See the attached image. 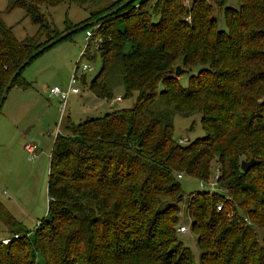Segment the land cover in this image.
Returning <instances> with one entry per match:
<instances>
[{
  "label": "trees",
  "instance_id": "16d2710c",
  "mask_svg": "<svg viewBox=\"0 0 264 264\" xmlns=\"http://www.w3.org/2000/svg\"><path fill=\"white\" fill-rule=\"evenodd\" d=\"M88 1L6 0L8 10L24 9L39 30L18 40L0 18V95L33 51L125 0L64 31L42 11ZM183 1L134 0L77 30L96 27L92 35L101 39L96 49L101 70L88 90L112 99L105 77L118 72L124 96L137 93L136 100L67 122L68 133L56 134L48 161L47 216L33 231L0 201V220L10 232L9 241L0 242V264H39L38 253L43 264H264V231L257 234L264 230V0H237L238 8H224L226 31L217 27L205 0ZM197 64L201 69L182 86L175 67ZM23 70L11 87H33ZM157 98L166 109L152 108ZM170 108L184 116L200 114L203 137L178 144ZM251 158L259 163L243 172L240 162ZM212 163L218 187L230 199L218 191L190 193L186 208L201 251L196 262L176 237L184 196L177 175L207 180ZM221 200L226 207L216 211Z\"/></svg>",
  "mask_w": 264,
  "mask_h": 264
},
{
  "label": "rangeland",
  "instance_id": "374dc122",
  "mask_svg": "<svg viewBox=\"0 0 264 264\" xmlns=\"http://www.w3.org/2000/svg\"><path fill=\"white\" fill-rule=\"evenodd\" d=\"M113 1L115 0H90L84 6L60 3L55 7L43 8L42 11L53 21L55 29L64 31L66 26L80 23L91 12L102 11ZM191 1L184 0L183 2L189 5ZM205 2L211 6V13L217 18V27L226 31L223 10L226 7L238 8V1L205 0ZM0 18L11 27L14 37L18 40L38 35V25L26 16L25 10L22 8L8 10L6 0H0ZM85 32V30L73 32L67 38L41 52V55L25 66L22 77L31 82L33 87L26 90L11 87L2 105L3 109L0 113V201L29 232L34 230L36 222L47 216L48 161L56 134L68 133L65 129L67 122L74 124L91 117H99L107 112L130 107L136 100L137 93H133L130 97L124 96V83L118 72L108 73L105 82L112 98L120 96L123 98L121 102L111 104V100L104 101L92 96L88 90L89 82L101 70L100 55L94 49V37L90 42L89 55L79 60L80 63L90 64L93 67L86 74L85 84L80 80L75 82L80 93L68 99L62 114H60L58 101L47 99L46 92L51 87L69 85L74 71L73 66L80 57V50L87 43ZM200 69V64L192 66L189 70L185 69V72L177 76L180 84L185 87L188 84L189 75L196 74ZM162 87V83H159L158 91ZM152 108L162 110L166 109V106L157 98ZM168 111L172 115L175 139L188 138V141H193L203 137L205 131L201 127L200 114L184 116L172 108ZM28 143L35 146L33 153L24 149V145ZM217 173L218 167L212 163L208 179H213ZM200 182L199 179L189 175H183L179 179L184 196L178 203L180 213L177 224L188 226L189 230L185 234L178 232L176 234L177 239L190 249L196 262L200 259L201 251L196 244L197 231L192 230V219L187 213L186 205L190 193L201 190ZM227 196L229 200L228 192ZM221 202L217 201L215 207ZM222 205L224 209L226 206L223 202ZM244 220L247 221L246 218ZM263 231V229L257 230L258 237L263 234ZM7 237H10V232L0 220V239ZM36 259L39 264H43L41 253L36 255Z\"/></svg>",
  "mask_w": 264,
  "mask_h": 264
},
{
  "label": "built area",
  "instance_id": "2783aa9c",
  "mask_svg": "<svg viewBox=\"0 0 264 264\" xmlns=\"http://www.w3.org/2000/svg\"><path fill=\"white\" fill-rule=\"evenodd\" d=\"M96 27H93L91 29H88L86 32H85V35L87 37V43L85 44V46L80 50V57L78 59V61H76V63L74 64V71H73V75L70 77V80H69V85L67 87H60V86H54V87H51L50 89L47 90L46 92V97L47 99H56L59 103V110H60V114H62L66 108V105H67V102L69 101L68 99L72 96H75V95H78L80 93V89L76 86V81H81L82 83L83 82V77L86 76L87 72H89L90 70L93 69L92 65H88V64H85V63H80L79 60L86 56V55H89V49H90V46L88 47V43L92 42V33L93 31L95 30ZM101 39L99 37H96L95 38V47L94 49H97L98 47V44L100 43ZM111 100V104H114L115 102L117 101H121L122 98L119 97V96H116ZM188 138H177L176 139V142L178 144H181V145H186L188 142ZM34 145H31V144H26L24 145V149L27 150V152H31L33 153L35 148ZM178 178H182V176L180 174L177 175ZM217 178H218V173L215 174V177L213 179H207V180H204L200 182V189L202 191H209V192H222L225 194V198H228L227 196V190H225L224 188L222 187H218V184H217ZM217 208V211H221L222 208H223V205H222V202L220 204H218L216 206ZM40 224V221L36 222L35 226H34V229ZM189 230V227L188 226H185V225H180L176 228V231L178 233H181V234H185L187 233ZM14 237H17V234L14 235ZM9 241V238H1L0 239V242H2L3 244H6L7 242Z\"/></svg>",
  "mask_w": 264,
  "mask_h": 264
},
{
  "label": "water",
  "instance_id": "95a60500",
  "mask_svg": "<svg viewBox=\"0 0 264 264\" xmlns=\"http://www.w3.org/2000/svg\"><path fill=\"white\" fill-rule=\"evenodd\" d=\"M134 0H125L122 4H119V6H117L115 9L108 11L106 13H104L103 15L97 17V18H93L92 20L87 21L84 24L78 25V26H74L71 29H68L64 32H62L60 35H58L56 37V39L49 41L48 43L40 46V48L36 49L35 51H33L30 55H28L25 60L20 63L16 68L15 71L11 74L9 81L5 84V87L3 88L1 95H0V110L2 108V105L4 104V101L7 97V94L10 91L11 88V83L14 80V78L23 70V68L25 67V65L29 64L34 58H36L37 56H39L41 54L42 51H44L45 49H48L50 47H52L53 45H55L57 42L65 39L68 37V35L72 34L73 32L77 31V30H81L85 27H87L88 25L94 24L97 21L100 20V18H103V16L107 15V14H112L117 12L119 9H121L123 6L132 3ZM185 72V70L180 66L177 65L174 69V75L178 76L181 73ZM259 163V160L256 158H251L250 160H242L240 162V169L243 172L248 171L249 169L252 168V166L256 165Z\"/></svg>",
  "mask_w": 264,
  "mask_h": 264
},
{
  "label": "crops",
  "instance_id": "0c3cea01",
  "mask_svg": "<svg viewBox=\"0 0 264 264\" xmlns=\"http://www.w3.org/2000/svg\"><path fill=\"white\" fill-rule=\"evenodd\" d=\"M85 19H86V18H85ZM85 78H86V76H84V81H85ZM16 88H17V87H16ZM90 92H91V91H90ZM91 93H92V92H91ZM92 96L95 97L93 93H92ZM73 97H74V96H73ZM119 97H120V96H119ZM122 100H123V98H122ZM122 100H121V101H122ZM121 101H119V102H121ZM2 109H3V106H2V108H1V110H0V113H2V112H1ZM3 204H4V203H3ZM5 207H6V206H5ZM6 208H7V207H6ZM7 209H8V208H7ZM8 211H9V210H8Z\"/></svg>",
  "mask_w": 264,
  "mask_h": 264
}]
</instances>
